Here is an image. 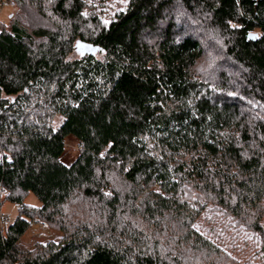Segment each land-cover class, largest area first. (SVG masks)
Segmentation results:
<instances>
[{
    "label": "trees",
    "instance_id": "trees-1",
    "mask_svg": "<svg viewBox=\"0 0 264 264\" xmlns=\"http://www.w3.org/2000/svg\"><path fill=\"white\" fill-rule=\"evenodd\" d=\"M4 1L0 264H264V0Z\"/></svg>",
    "mask_w": 264,
    "mask_h": 264
},
{
    "label": "rangeland",
    "instance_id": "rangeland-1",
    "mask_svg": "<svg viewBox=\"0 0 264 264\" xmlns=\"http://www.w3.org/2000/svg\"><path fill=\"white\" fill-rule=\"evenodd\" d=\"M15 12V9L11 4L4 1L0 4V23L7 25L9 18ZM77 148L74 143H68L69 156L66 158V162H72L76 157ZM5 194L0 192V229L5 232L9 225L13 224L18 217V208L9 203H4ZM27 205L33 207H41L40 202L31 195L26 201ZM6 222V224L4 223ZM44 224H34V226L28 232L24 243L28 246L34 243H48V242H58L61 239L59 234L53 233L52 231L43 228ZM256 245L251 246V250L256 249Z\"/></svg>",
    "mask_w": 264,
    "mask_h": 264
},
{
    "label": "water",
    "instance_id": "water-1",
    "mask_svg": "<svg viewBox=\"0 0 264 264\" xmlns=\"http://www.w3.org/2000/svg\"><path fill=\"white\" fill-rule=\"evenodd\" d=\"M257 39H258V36L256 35L249 36V40L251 42L255 43ZM97 51L98 50H94L93 48L86 46V45H81V44L76 45V52L81 58H85L87 55H95Z\"/></svg>",
    "mask_w": 264,
    "mask_h": 264
},
{
    "label": "built area",
    "instance_id": "built-area-1",
    "mask_svg": "<svg viewBox=\"0 0 264 264\" xmlns=\"http://www.w3.org/2000/svg\"><path fill=\"white\" fill-rule=\"evenodd\" d=\"M11 6H12L14 9L16 8V6H15L14 4H11ZM4 223L6 224V222H4ZM43 228L47 229L48 226H47L46 224H44V225H43Z\"/></svg>",
    "mask_w": 264,
    "mask_h": 264
}]
</instances>
